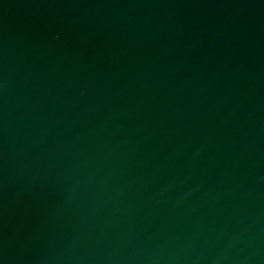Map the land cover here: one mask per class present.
Returning <instances> with one entry per match:
<instances>
[{
  "label": "water",
  "instance_id": "95a60500",
  "mask_svg": "<svg viewBox=\"0 0 264 264\" xmlns=\"http://www.w3.org/2000/svg\"><path fill=\"white\" fill-rule=\"evenodd\" d=\"M0 264H264V0H0Z\"/></svg>",
  "mask_w": 264,
  "mask_h": 264
}]
</instances>
